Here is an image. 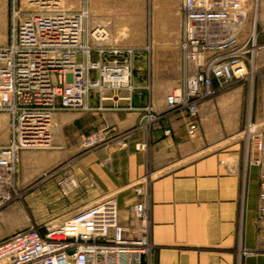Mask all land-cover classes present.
Masks as SVG:
<instances>
[{
    "label": "crops",
    "instance_id": "1",
    "mask_svg": "<svg viewBox=\"0 0 264 264\" xmlns=\"http://www.w3.org/2000/svg\"><path fill=\"white\" fill-rule=\"evenodd\" d=\"M151 8L154 31L141 30L123 45L119 32L131 30L133 15L147 14L148 0H89L91 24L96 20L108 30L109 45L137 51L136 84L132 90L94 92L91 112L56 114L53 148L22 153L23 176L28 181L69 164L66 176L40 189L41 204H55L63 218L56 222L115 198L121 222L137 226L136 191L149 188L153 249L145 264H264L259 218L264 165H247L241 131L245 102L251 99L252 121L264 135V49L250 68L253 95L237 82L203 103L198 130L191 135L187 120L167 114L166 103L184 81L181 0H151ZM150 78L164 80L163 89ZM96 132L108 134L106 145L85 149L84 139ZM139 145L145 148L138 150ZM63 180L74 183L69 194L52 199L51 190Z\"/></svg>",
    "mask_w": 264,
    "mask_h": 264
},
{
    "label": "built area",
    "instance_id": "2",
    "mask_svg": "<svg viewBox=\"0 0 264 264\" xmlns=\"http://www.w3.org/2000/svg\"><path fill=\"white\" fill-rule=\"evenodd\" d=\"M24 1L32 11L16 26L10 44L0 46V113L11 121L7 144L0 133V210L14 199L21 153L51 149L55 115L93 111L94 92L132 90L138 57L133 48L109 45L108 30L91 24L87 1L79 11L62 8L63 0ZM180 15L184 81L168 95L167 114L185 118L194 135L203 103L250 80L257 46L243 39V0H182ZM242 133L247 165L262 168L264 135L251 118ZM107 137L106 132L93 133L83 146L95 149ZM73 185L60 182L63 196ZM136 194L132 213L137 226L123 224L117 200L107 198L60 222L32 225L1 241L0 264H145L153 249L150 189ZM259 218L264 222V173Z\"/></svg>",
    "mask_w": 264,
    "mask_h": 264
},
{
    "label": "rangeland",
    "instance_id": "3",
    "mask_svg": "<svg viewBox=\"0 0 264 264\" xmlns=\"http://www.w3.org/2000/svg\"><path fill=\"white\" fill-rule=\"evenodd\" d=\"M89 0H63L62 8L70 11H79L82 10L85 6V2ZM182 2V0H181ZM97 3H94L95 6ZM243 4L245 10L247 11V21L244 26V40H252L257 46V53L254 61H257L259 55L264 49V0H243ZM98 5V4H97ZM32 11V8L29 7L24 0H0V46H7L10 44L12 39L13 31L16 26L26 18L28 14ZM93 25L101 26L102 24L93 21ZM156 25V14L151 8V0H148V11L145 15L135 14L131 19V30L125 29L124 31L119 32L117 36L118 42L126 45L130 40L134 41L140 35L141 30L146 31L151 34L154 31V27ZM129 37L131 39H129ZM129 44V43H128ZM135 63L133 66V84H136V76L134 73ZM151 84L155 81L156 87L158 89H163V81L164 80H154L153 78L146 79ZM177 85H180L178 82ZM234 86V85H233ZM232 86V87H233ZM245 86L248 91L251 93V96L254 93V83L246 82ZM179 87V86H178ZM176 87V88H178ZM228 90L218 91L211 99V101L215 99L218 95H221ZM207 101V102H208ZM245 109L243 112V131L245 123L247 119L249 120L253 117L252 104L251 99L245 102ZM63 114H74L81 112H62ZM249 115V116H248ZM254 122V121H253ZM255 123V122H254ZM10 118L7 114L0 113V133L2 137V142L7 139L9 130H10ZM67 133V132H65ZM53 140H54V130H53ZM53 144V143H52ZM103 144L102 146H105ZM100 147V146H99ZM53 148V145L51 149ZM48 149V150H51ZM39 151H27V152H40ZM26 151H23L24 153ZM21 153V154H22ZM69 172V164L65 163L60 166L54 167L46 172L43 176L37 178L34 176L31 180L26 181L20 166L19 159V167L17 174V186L14 194V199L12 202L6 206L4 209L0 210V242L5 240L6 238L14 235L16 232L29 228L32 225H37L39 223L46 222H56L62 218V216H58V210L56 209L55 204L44 206L41 204L40 189L43 184H50L52 186L53 183H57L61 177H64ZM62 191L60 188V184H58L57 188H53L49 196L51 198H59L62 196ZM53 203V201L51 202ZM55 206V207H54ZM87 207V206H86ZM86 207L78 210L76 213L85 210ZM74 216V215H73ZM130 224V223H129Z\"/></svg>",
    "mask_w": 264,
    "mask_h": 264
}]
</instances>
